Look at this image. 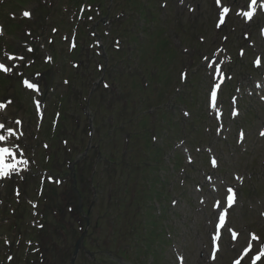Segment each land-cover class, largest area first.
Listing matches in <instances>:
<instances>
[{
  "label": "rangeland",
  "instance_id": "obj_1",
  "mask_svg": "<svg viewBox=\"0 0 264 264\" xmlns=\"http://www.w3.org/2000/svg\"><path fill=\"white\" fill-rule=\"evenodd\" d=\"M116 2H120L118 6ZM134 2H146L149 19L133 10ZM213 2L3 0L0 22L5 33L0 36V64L12 71L0 70V100H11L7 110L0 112V122L12 124L16 117L25 122L22 143L34 159L35 173L17 178L16 183L6 182L0 194V264H9L6 259L11 248H29L27 242H18L19 220L12 214L17 210L23 226H33L32 221H39L45 213V229L38 231L35 222L33 238L39 240L43 235L47 240V257L35 254L28 258H34V264H70L80 227H86L78 215L69 176L68 162L77 158H81L76 169L85 210L92 200L96 201L84 242L93 257L81 251L77 264H176L177 250L184 253L186 264H230L251 234H258L264 242V138L258 136L264 125V103L250 96V87L264 77V67H252L255 50L264 54V40L255 23L246 25L234 13L229 24L218 31L214 23L219 9ZM222 2L236 9L245 1ZM81 5H85V11L79 17ZM116 9L124 10L126 16L113 17ZM106 10L109 14L103 16ZM26 11L30 13L28 19ZM81 30L82 37L77 35V47L71 50L68 37ZM246 32L250 33L248 40ZM99 41L104 57L97 53ZM251 41L255 43L253 48ZM115 45L120 49L116 51ZM221 46L234 57V62L227 65L234 77L223 92L230 88L228 96L241 93V115L237 119L230 118L231 107L228 99L225 101L227 125L222 133L216 132L217 123L207 108L212 80L203 61ZM239 46L246 48L243 58L238 57ZM54 54L55 62L49 60L47 64V56ZM18 56L24 60H18ZM161 73L163 79L169 76L168 81L159 80ZM183 73L186 80H181ZM23 77L40 84L38 98L46 101L51 126L56 115L55 132L62 129L59 136L44 137L38 130L36 117L27 110L30 106L34 111L29 101L35 95L23 89ZM93 88L87 108L88 91ZM240 128L247 134L242 144L237 139ZM152 135L157 141L153 137L148 146L147 137ZM181 144L185 151H191L193 164L189 165L181 150H176ZM89 145L93 147L82 156ZM154 149L160 150L158 162L153 160ZM207 151L217 156L218 169L210 167ZM99 152L102 158L97 162ZM174 152L178 158H174ZM46 172L60 174L65 181L43 182ZM235 174L244 180L238 187L239 200L231 211L229 225L241 232V238L232 245L225 237L218 260L211 263L208 253L216 215L212 202L222 197L226 183L235 182ZM92 175L96 196L90 184ZM207 176L216 178L217 186H222L219 195L203 186ZM15 184L20 196L14 193ZM199 186L204 190L199 192ZM49 188L56 190L54 201L49 198ZM29 201L38 207H32ZM60 208L58 219L56 211ZM121 252L127 254L123 259L126 262L120 259ZM17 255L11 264H28L26 255L21 260Z\"/></svg>",
  "mask_w": 264,
  "mask_h": 264
},
{
  "label": "snow or ice",
  "instance_id": "obj_2",
  "mask_svg": "<svg viewBox=\"0 0 264 264\" xmlns=\"http://www.w3.org/2000/svg\"><path fill=\"white\" fill-rule=\"evenodd\" d=\"M256 4H257V0H251L252 11H242L241 15L251 20L255 12ZM223 12L228 13L229 9L225 7L223 9ZM24 15L29 16L30 13L26 11L24 12ZM221 23H223V20H221ZM256 63L257 65H259L260 61L257 60ZM0 70H3L5 73L12 71L11 68L6 67L3 64H0ZM25 83H28V82L25 81ZM28 87L36 88L37 86L35 84H28ZM217 87H219V85H217ZM211 99L213 102V107H215V101H216L215 91L211 92ZM4 107H5L4 104H0V109ZM234 114H238V113H234ZM4 128H5V125L3 123H0V129H4ZM13 135H15L14 130L9 128L7 129V135H0V141H8V139L12 137ZM242 135L243 134L241 133V136ZM261 135H264V133H261ZM26 163H27L26 160L17 159L16 151L14 148L8 147V146H0V177H7L10 173L17 171L18 165L26 164ZM211 164L213 166H216L217 161L215 160V158L211 160ZM228 191L231 193V195L228 197L229 207H231V205L235 203V192L232 189H229ZM224 219H225L224 216L220 217L221 223L224 222ZM253 238L257 240L259 239V237L255 236V234H253ZM262 258H264V247H261L260 250L257 252V254L254 257H252V264H257V262L260 261ZM237 264H239V261H237Z\"/></svg>",
  "mask_w": 264,
  "mask_h": 264
},
{
  "label": "water",
  "instance_id": "obj_3",
  "mask_svg": "<svg viewBox=\"0 0 264 264\" xmlns=\"http://www.w3.org/2000/svg\"><path fill=\"white\" fill-rule=\"evenodd\" d=\"M76 192H77V191H76ZM79 244H80V241L78 242V244H77V246H76V252H77V249H78Z\"/></svg>",
  "mask_w": 264,
  "mask_h": 264
}]
</instances>
